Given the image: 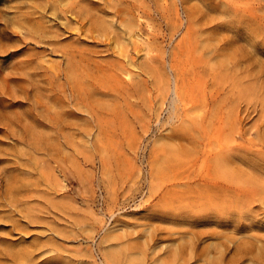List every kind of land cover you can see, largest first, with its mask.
I'll return each mask as SVG.
<instances>
[{"label":"rangeland","instance_id":"374dc122","mask_svg":"<svg viewBox=\"0 0 264 264\" xmlns=\"http://www.w3.org/2000/svg\"><path fill=\"white\" fill-rule=\"evenodd\" d=\"M0 83V264H264V0H0Z\"/></svg>","mask_w":264,"mask_h":264},{"label":"bare ground","instance_id":"6f19581e","mask_svg":"<svg viewBox=\"0 0 264 264\" xmlns=\"http://www.w3.org/2000/svg\"><path fill=\"white\" fill-rule=\"evenodd\" d=\"M54 8H55V7H54ZM26 12H27V11H26ZM21 14H22V13H21ZM24 15H25V14H24ZM24 15L22 16V18L25 19V16H24ZM27 15H30V13L27 14ZM30 17H31V15H30ZM31 18H32V17H31ZM29 19H30V18H29ZM26 21H28L27 23L29 24V20L27 19ZM28 24H27V27L29 26ZM21 27H22V25H21ZM22 28L24 29L25 27H22ZM19 29H20V27H19ZM25 29H26V28H25ZM10 30H11V29H10ZM27 30H29V28H28ZM14 32H15V31H14ZM18 33H20V31H19ZM28 35L31 36L30 34H28ZM10 37H11V36H10ZM26 39H27V38H26ZM33 39H34V38H33ZM24 40H25V39H24ZM39 41H40V40H39ZM139 48H140V47H139ZM4 51H5V50H4ZM29 63H30V62H29ZM19 66H20V65H19ZM22 68H23V67H22ZM16 70H17V68H16ZM21 70H22V69H21ZM24 70H25V69H24ZM12 71H13V70H12ZM17 73H18V72H17ZM27 73H28V72H27ZM25 74H26V73H25ZM13 75H14V74H13ZM28 75H29V74H28ZM29 76H30V75H29ZM127 76H129V75L127 74ZM127 76H126V77H127ZM12 77H13V76H12ZM17 77H18V76H17ZM23 78H24V77H23ZM3 79H5V78H3ZM17 79H18V78H17ZM26 80H27V79H26ZM28 80H29V79H28ZM118 80H119V79H118ZM2 81H3V80H2ZM6 81H7V80H6ZM30 81H31V80H30ZM30 81H29V82H30ZM33 81H34V80H33ZM4 82H5V81H4ZM22 82H23V81H22ZM24 82H25V81H24ZM29 82H28V83H29ZM2 83H3V82H2ZM0 84H1V83H0ZM4 84L6 85V83H4ZM13 84H14V83H13ZM29 84H30V83H29ZM1 85L3 86V84H1ZM18 85H19V84H18ZM2 88H3V87H2ZM2 88H1V90H2ZM21 88H22V87H21ZM35 89H38V88H35ZM7 90H8V89H7ZM21 91H23V90H21ZM38 91H40V89H39ZM6 92H7V91H6ZM44 92H45V91H44ZM0 93H1V92H0ZM15 93H16V92H15ZM26 93H27V92H26ZM26 93H25V94H26ZM29 93H30V92H29ZM36 93H38V92H36ZM6 95H9V94H6ZM14 95H15V94H14ZM22 95H23V94H22ZM22 95H21V96H22ZM32 95H33V94H32ZM32 95H31V96H32ZM36 95H37V94H36ZM18 96H19V94H18ZM11 97H12V96H11ZM16 97H17V96H16ZM26 97H27V96H26ZM35 97H36V96H35ZM39 97H40V96H39ZM52 97H53V96H52ZM23 98H24V97H23ZM36 100H38V99H36ZM3 101H4V100H3ZM5 101H6V100H5ZM26 101H27V100H26ZM0 102H1V101H0ZM36 102H38V101H36ZM21 103H22V102H21ZM29 103H30V102H29ZM33 103H34V102H33ZM13 104H14V103H13ZM28 105H29V104H28ZM34 105H35V104H34ZM23 106H24V105H23ZM30 106H31V105H30ZM28 107H29V106H28ZM35 107H36V106H35ZM35 107H33V108H35ZM26 108H27V107H26ZM30 108H31V107H30ZM33 108L31 109L32 111H33ZM38 108H39V107H38ZM41 108H42V107H41ZM27 109H28V108H27ZM27 109H26L25 111H27ZM36 109H37V108H36ZM3 110H4V109H3ZM21 110H23V109H21ZM28 110H30V109H28ZM32 111H31V112H32ZM40 111H42V110H40ZM9 112H10V110H9ZM14 112H15V111H14ZM27 112L29 113V111H27ZM19 113H20V111H19ZM32 113H33V112H32ZM36 113H37V111H36ZM11 114H12V113H10V114L7 113V115H5V116H3V115L0 114V115L2 116V117L0 116V125H2L3 128L5 127L6 130H7V129H10V130L12 129L11 132H13V128H11V127H12L13 125H15V122H14V120H13V117H14V116H12V118H11ZM24 114H25V113H24ZM26 114H27V113H26ZM33 114H34V113H33ZM33 114H32V115H33ZM41 114H42V113H41ZM9 115H10V116H9ZM13 115H14V114H13ZM19 115H20V114H19ZM16 116H17V115H16ZM20 116H21V115H20ZM20 116H19V117H20ZM22 116H23V115H22ZM27 116H29V115H27ZM34 116H36V115L34 114L33 117H34ZM40 116H41V115H40ZM47 116H48V115H47ZM33 117H32V118H33ZM45 117H46V116H45ZM14 118H15V117H14ZM21 118H22V117H21ZM27 118H28V117H27ZM34 118H35V117H34ZM43 118H44V117H43ZM24 119H25V117H24ZM16 120H17V119H15V121H16ZM21 120H23V119H21ZM35 120H36V119H35ZM35 120H34V121H35ZM43 120H44V119H43ZM17 122H19V120H17ZM17 122H16V123H17ZM22 122H23V121H22ZM26 123H27V122H26ZM28 123H29V122H28ZM39 123H41V122H39ZM49 123H51V122H49ZM22 124H23V123H22ZM36 124H37V123H36ZM23 125H24V124H23ZM43 126H44V125H43ZM28 127H29V126H28ZM0 128H1V127H0ZM25 128H26V124H25ZM31 128H32V127H31ZM19 129H20V128H19ZM34 129H35V128H34ZM27 130H28V129H27ZM37 130H38V128H37ZM29 131H30V130H29ZM35 131H36V130H35ZM6 132H7V131H6ZM8 132H9V130H8ZM11 132H10V133H11ZM14 132H15V130H14ZM25 132H26V131H25ZM27 132H28V131H27ZM33 132H34V131H33ZM36 132H37V131H36ZM36 132H35V133H36ZM29 134H31V132H29ZM39 134H40V132H39ZM39 134L37 133V135H39ZM34 135H35V134H34ZM22 136H23V135H22ZM35 136H36V135H35ZM10 137H11V136H10ZM27 137H28V136H27ZM22 138H23V137H22ZM31 139H33V138H31ZM30 143H31V142H30ZM27 144H28V143H27ZM36 149H37V148H36ZM18 152H19V151H18ZM26 152H27V151H26ZM26 152H25V153H26ZM28 152H29V151H28ZM27 155H28V154H27ZM207 155H208V154H207ZM204 156H205V155H204ZM208 157H209V155L207 156V158H208ZM21 159H22V158H21ZM204 160H205V159H204ZM219 163H220V162H219ZM24 164H25V163H24ZM215 164H216V163H215ZM220 164H221V163H220ZM216 165H217V164H216ZM216 165H214L215 168H216ZM223 165H224V164H223ZM217 167H218V165H217ZM221 168H222V164H221ZM2 169H3V167H2ZM216 169H217V168H216ZM223 169H224V167H223ZM223 169H222V170H223ZM204 170H205V169H204ZM204 170H203V171H204ZM0 171H1V170H0ZM207 171H209V173H210V170H207ZM214 171H217V172H218V169H217V170H214ZM20 172H21V171H20ZM193 172H194V171H193ZM199 172H200V171H199ZM199 172H198L197 175H199ZM204 172H205V171H204ZM204 172H202V173H204ZM217 172H216V173H217ZM194 173H195V172H194ZM202 173H201V174H202ZM219 173H220V172H219ZM229 173H230V172H229ZM5 174H6V173H5ZM192 174H193V173H192ZM205 174H206V172H205ZM210 174H212V172H211ZM220 174H222V173H220ZM230 174L232 175V173H230ZM3 175H4V174H3ZM190 175H191V174H190ZM206 175H208V174H206ZM212 175H215V174H212ZM222 175H224V174H222ZM222 175H221V176H222ZM209 176H210V175H209ZM217 176H218V173H217ZM224 176H225V175H224ZM5 177H6V175H5ZM5 177H4V179H5ZM203 177H204V176H203ZM229 177H230V175H229ZM232 177L234 178L235 176L232 175ZM232 177H230V178L233 179ZM192 178H194V177H192ZM201 178H202V176L200 177V179H201ZM194 179H195V178H194ZM205 179H206V178H205ZM238 179H239V178H238ZM184 180H185V178H184ZM202 180H203V179H202ZM202 180H201V181H202ZM180 181H181V180H180ZM197 181H198V180H197ZM211 181H212V180H211ZM229 181H230V180H229ZM234 181H236V179H235ZM182 182H183V181H182ZM189 182H190V181H189ZM237 182H238V180L236 181V183H237ZM6 183H7V182H6ZM202 183H203L202 185H206L205 183L208 184L209 181H208V182H205V181L203 180ZM243 183H244V182H243ZM4 184H5V183H4ZM225 184H226V183H225ZM225 184H224V185H225ZM6 185H7V184H6ZM8 185H9V184H8ZM210 185L213 187V189L215 188V189H217V190L214 189L215 191H213V193H209V192H207L205 195H203V196H204V200H205V201H209V202H210V201H213V200L216 199V198H218V196H219L218 193H217L218 190L221 189L222 187H224V185L221 184V183H219V181H218V182H212V183H210V184L207 185V186L210 187ZM234 185H235V184H234ZM226 186H227V185H226ZM5 188H6V187H5ZM232 188H234V187H232ZM222 189H223V188H222ZM224 189H225V188H224ZM1 191H2V190H1ZM186 191H187V192H190V193L193 194V195L195 194V193H194L192 190H190V189H187ZM219 191H220V190H219ZM235 191H239V189H238V190L235 189ZM240 191H242V190H240ZM262 191H264V190H262ZM6 192H7V191H5V193H6ZM196 192H198V191L196 190ZM242 192H243V191H242ZM10 193H11V192H10ZM221 193H222V192H221ZM225 193H226V192H225ZM234 193H235V192H234ZM6 194H7V193H6ZM18 194H19V193H18ZM198 195H199V194H198ZM226 195H227V194H226ZM4 197H5V195H4ZM193 197H194V196H193ZM259 197H260V196H259ZM249 198H250V197H249ZM190 199H191V197H190L188 200H190ZM237 199H238V198H237ZM246 199H247V198H246ZM250 199L252 200V198H250ZM186 200H187V199H186ZM193 200H194V199H193ZM200 200H202V199H200ZM3 201H4V200H3ZM244 201H245V199H244ZM244 201H243V202H244ZM198 202H199V201H198ZM237 202H238V201H237ZM239 202H240L239 206H240V205L242 206V203H241L242 201H240V199H239ZM196 203H197V202H196ZM206 203H207V202H206ZM247 203H248V201H247ZM249 203H250V202H249ZM237 204H238V203H237ZM244 204H246V202H244ZM196 205H197V204H196ZM207 205H208V204H207ZM209 205H211V204L209 203ZM213 205H214V204H213ZM246 205H247V204H246ZM246 205H243V206L246 207ZM188 206H189V205H188ZM230 206H231V205H230ZM236 206H237V205H236ZM196 207H197V206H196ZM214 207H216V205H214ZM181 208H182V207H181ZM193 208H195V206H192V209H193ZM200 208H201V207H200ZM205 208H206V209H205ZM205 208L203 207L201 210H202V211H206V212H208V213H212L213 215H215V212H220V211H219L220 209H218V207H217V208H211L210 210H208L209 207H205ZM242 208H243V207H242ZM247 208H248V207H246V209H247ZM183 209L185 210L186 207H185V208L183 207ZM183 209H182V210H183ZM187 209H188V208H187ZM234 209H237V207L234 208ZM248 209H249V208H248ZM194 210H195V209H194ZM194 210H192V211H194ZM201 210H200V211H201ZM222 210H223V209H222ZM239 210H240V209H238V211H239ZM197 211H198V209H197ZM230 211H231V210H230ZM238 211H237V212H238ZM190 212H191V210H190ZM221 212H222V211H221ZM221 212H220V213H221ZM234 212H235V210H234ZM244 212H246V211H244ZM220 213H219V215H220ZM239 213H240V211H239ZM239 213H238V214H239ZM199 214H202V213H199ZM236 214H237V213H236ZM210 215H211V214H210ZM216 215H217V214H216ZM202 216H203V215H202ZM206 217H207V216H206ZM28 218H29V217H28ZM213 219H214V218H213ZM196 223H197V222H196ZM191 224H192V223H191ZM202 234H203V233H202ZM216 234H217V233H216ZM219 235H220V234H219ZM194 236H196V235H194ZM206 236H207V235H206ZM214 236H215V235H214ZM210 238H211V237H210ZM194 239H196V238L194 237ZM194 239H193V237L190 238V236H189V237H188V240H187L185 243H188V245H189V244L191 245V244L194 242V241H193ZM231 240H232V239H231ZM245 241H246V240H245ZM185 243L183 242V244H185ZM195 243H196V242H195ZM237 243H238V242H237ZM183 244H181L182 246H178V247H176L174 250H172V251L170 252V253H171L170 255H171L174 259H175L176 257H177V259H178V257H179V255H180L181 251H183V249H182V248H183ZM227 244H228V243H227ZM195 245H197V244H195ZM243 245H244V243H243ZM184 246H185V245H184ZM193 246H194V245H193ZM224 246H225V245H224ZM224 246H223V248H224ZM227 246H228V245H227ZM235 246H236V245H235ZM235 246H234V248H235ZM237 246H238V248H236V249H232V248H231V250H232V251H233V250H234V251L236 250V251L234 252V255H233V256H237V255H238V260H240V258H242V256H243V252H245L246 254H248V253L246 252L247 249H246V246H245V245H244L245 248H243L244 246L242 247V248L245 249V250H243V249L241 248L240 244H238ZM239 246H240V248H239ZM193 248H194V247H193ZM193 248H192V249H193ZM213 248L218 249L219 252L224 253V256H223V259H224V257H225V252H226V254H227V251H225V252L222 251L223 249H222L221 242H219V244H217V246H215V247H213ZM225 248H226V247H225ZM225 248H224V249H225ZM188 249H189V248H188ZM192 249H191V252H192ZM207 249H208V248H207ZM228 249H229V248H228ZM248 249H250V247H249ZM225 250H226V249H225ZM208 251H209V250H208ZM228 251H229V250H228ZM249 251H251V249H250ZM1 252H2V251H1ZM17 252H18V251H17ZM199 252H200V254L197 253V254H198V256H197L198 259H201V257H203V256L205 257L206 254H205V255H204V254H201L202 249H201ZM228 253H230V252H228ZM208 254H209V253H208ZM239 254H240L241 257H239ZM9 255H10V254H9ZM190 255H191V253H190ZM193 255H194V254H193ZM227 255H228V254H227ZM14 256H15V254H14ZM182 256H183V255H182ZM182 256H181V257H182ZM212 256H213V255H212ZM221 256H222V255H221ZM221 256H220V257H221ZM9 257H10V256H9ZM204 257H203V258H204ZM206 257H207V256H206ZM229 257H231V256H229ZM190 258H191V257H190ZM192 258H193V256H192ZM216 258H217V257H216ZM231 258H232V257H231ZM243 258H244V256H243ZM177 259H176V260H177ZM181 259H182V258H181ZM218 259H219V258H218ZM203 260H204V259H203ZM228 260H234V258H233V259H230V258H229ZM18 261H20V260H18ZM23 261H24V260H23ZM177 261H178V260H177ZM177 261H176V262H177ZM213 261H214V260H213V257H212V262H213ZM221 261H222V257H221V258L219 259V261L216 262V263H222L223 261H222V262H221ZM212 262H211V263H212ZM230 262H231V261H230ZM208 263H209V262H208Z\"/></svg>","mask_w":264,"mask_h":264}]
</instances>
